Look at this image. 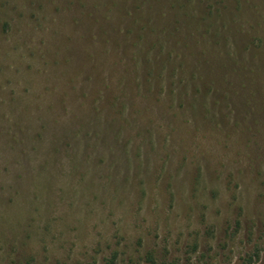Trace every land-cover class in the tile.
Masks as SVG:
<instances>
[{
    "label": "rangeland",
    "instance_id": "rangeland-1",
    "mask_svg": "<svg viewBox=\"0 0 264 264\" xmlns=\"http://www.w3.org/2000/svg\"><path fill=\"white\" fill-rule=\"evenodd\" d=\"M139 5L0 0V264H264V0ZM141 34L139 85L94 72Z\"/></svg>",
    "mask_w": 264,
    "mask_h": 264
},
{
    "label": "trees",
    "instance_id": "trees-1",
    "mask_svg": "<svg viewBox=\"0 0 264 264\" xmlns=\"http://www.w3.org/2000/svg\"><path fill=\"white\" fill-rule=\"evenodd\" d=\"M139 1H142V5L144 6V3H145V1H147V0H139ZM142 5H139L137 8L138 9H141L142 10ZM176 7H177V5L175 4L174 5V7L173 8H175L176 9ZM178 9H176L178 12H180L181 14H182V10H185L186 8H185V6L183 5V6H179V7H177ZM112 12V10L111 9H109L108 11H107V13L109 14V13H111ZM215 11H212V10H210V12H208V14L207 13H205V16L203 17V18H201L200 20L202 21V22H206V21H209L210 20V17H212L213 18V16L215 15ZM128 14H133V12L131 11V10H128ZM136 21H138V20H136ZM190 20H188L187 21V24H186V26L187 27H189L190 29H191V31L192 30H197L199 27H197V25H195V24H193L192 25V23L190 22V23H188ZM185 22V21H184ZM200 21L198 22V24H199V26H200ZM213 26V25H212ZM211 26V27H212ZM142 30H145V27L142 29ZM153 31H155L156 30V28H154V29H152ZM177 30H179V29H176L175 30V32L177 31ZM207 32V34L209 35V38H211L212 39V37H214V44L215 45H218V43L219 44H222V38L220 37L221 36V32H220V30H217V31H215V33H214V35L211 33V28L209 29H207L206 30ZM173 32V31H172ZM103 33L104 34H108V31H103ZM144 38V34H141L137 39H135L133 42H132V45L130 46V47H128V52L131 54L130 56L131 57H129V56H125V55H122L121 54V56H120V54H118V53H116V49H117V47L118 46H120V47H122L121 45H122V43L121 42H114V43H110L109 41V39H107V41L104 43V59H103V62L101 63V65L100 66H97L96 65V68L94 69V72L96 73L97 72V74L99 75V77L101 76V75H106V72H107V67H110V68H112V69H114L115 71L116 70H120V71H122V75L121 76H119V80L122 82V83H126V81L124 82V80H125V78H127L126 76H127V74H129L130 73V71H129V69H128V65H129V61H132L133 62V70L132 71H134V73H135V76L134 77H136L135 79H136V82L138 83V85H139V79H138V76H139V74H140V71H141V69H142V65H143V60H142V57H141V53H143L144 52V47H143V45H142V39ZM216 38V39H215ZM217 39H218V41H217ZM221 39V40H220ZM219 40H220V42H219ZM98 41L99 40H96L95 41V43L97 44L98 43ZM155 45L154 46H152L151 48H149L148 49V54H147V58L149 59V57H150V54H151V52L153 51V49H154V47H156L157 45H158V43H154ZM102 51V52H103ZM117 54L119 55L118 57H117ZM93 55V54H92ZM170 58H173V52H170ZM119 66H118V65ZM128 64V65H127ZM184 65V62H180V64H179V66L178 67H176L175 69H174V72H173V77H177V71H178V69H179V67H182ZM123 68H125V69H123ZM127 68V69H126ZM127 73H125V72ZM113 73H114V71H113ZM115 73H117V72H115ZM103 75V77H105ZM162 76V75H161ZM197 77H200V76H198V73L196 72V73H194V75H193V78L192 79H197ZM105 80V79H104ZM180 81V83H184V78H182L181 80H179ZM101 83V82H100ZM100 83L98 84V85H100ZM103 83H104V81H103ZM173 84L175 85L176 84V80H173ZM110 85L108 84V87H109ZM98 91V90H97ZM216 91V87H215V82H212L207 88H206V90H202V88L201 87H197L196 88V90H195V94H193V96H196V101H194L192 104H191V107H192V109H193V111L194 112H196V113H198V114H200V112H199V109H200V97H201V94L202 93H204L205 94V97H204V99H203V101H204V105H202V107H203V114H205V117H207V118H210L211 117V115L213 116V118H216V114H212L211 113V107H209V103H207V101H209L208 99L210 98V96L211 95H216V94H218V93H216L215 92ZM175 94H178V93H176V91H173ZM104 93V91L103 90H100L99 89V91L97 92V94H96V99L94 100L95 101V103H97V105L98 106H96V113H95V117L96 118H111V117H108V116H106L105 115V113H104V111L102 110V109H100V107H99V104H100V102L101 101H103L104 100V98H105V95L103 94ZM190 91H188V88H185L184 90H182V91H180V97H181V99H182V102H180V104H178L177 106H174V107H177L176 109L177 110H180V109H184L186 106H185V101H186V98H188V97H190ZM125 94V93H124ZM126 95V94H125ZM124 95V97H126L127 98V95L125 96ZM218 96V95H217ZM229 96V95H228ZM220 98V97H219ZM120 101H121V99L119 98V97H115L113 100H112V102L109 104V102H108V104L109 105H112V106H114V107H116V106H118L119 105V103H120ZM220 103V100H217L216 99V101H215V105L216 104H219ZM111 106V107H112ZM113 108V107H112ZM125 106L123 107V111L125 110ZM173 108V107H172ZM105 110H106V112H107V108H105ZM174 116L176 117V118H178V117H184L185 116V113H174ZM121 117H123V118H129L128 117V115H126V112L124 111L122 114H121ZM113 118V117H112ZM116 118V117H115ZM109 127L110 126H107L106 128L107 129H109ZM115 256H113V258L112 259H110L109 261H108V264H115Z\"/></svg>",
    "mask_w": 264,
    "mask_h": 264
}]
</instances>
